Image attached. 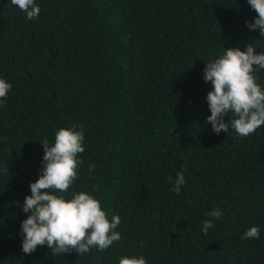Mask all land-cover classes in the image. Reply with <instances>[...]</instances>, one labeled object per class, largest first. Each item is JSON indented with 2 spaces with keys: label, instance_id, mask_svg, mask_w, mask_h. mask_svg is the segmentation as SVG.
Segmentation results:
<instances>
[{
  "label": "trees",
  "instance_id": "1",
  "mask_svg": "<svg viewBox=\"0 0 264 264\" xmlns=\"http://www.w3.org/2000/svg\"><path fill=\"white\" fill-rule=\"evenodd\" d=\"M35 3L28 20L0 0V78L12 85L0 106V264H264V125L247 137L213 132L203 79L224 47L264 52L247 0ZM74 123L85 151L66 195L93 194L109 220L120 216L121 239L80 256L47 245L25 254L22 204L42 174L40 141ZM213 207L223 215L205 235ZM254 225L259 239H242Z\"/></svg>",
  "mask_w": 264,
  "mask_h": 264
},
{
  "label": "clouds",
  "instance_id": "2",
  "mask_svg": "<svg viewBox=\"0 0 264 264\" xmlns=\"http://www.w3.org/2000/svg\"><path fill=\"white\" fill-rule=\"evenodd\" d=\"M247 2L257 16L246 24L251 30L259 29L264 37V0ZM11 4L18 6L28 20L37 18L41 11L35 0H11ZM256 48V43L251 42L244 50L224 47L222 55L206 60L203 79L212 84L206 98L211 112L206 123H210L217 134L234 129L239 136L247 137L264 125V88L258 83L259 73L264 71V52H257ZM11 88V83L0 78V106ZM84 139V125L77 127L74 123L59 128L54 142L50 143L47 137L40 141L44 148L42 174L30 183L31 194L22 204L23 211L30 213L20 229L23 253L31 254L38 246L47 245L53 256L73 251L80 256L92 248L104 251L121 239L116 231L120 216L109 220L101 201L93 194L81 190L66 195L83 163L79 154L85 151ZM94 169L95 165L90 164L89 171ZM185 182L183 173L177 172L172 191L179 194ZM206 215L211 219L202 222L205 235L223 212L213 207ZM259 237V228L254 225L242 239ZM119 264H147V261L142 255H124L119 258Z\"/></svg>",
  "mask_w": 264,
  "mask_h": 264
}]
</instances>
